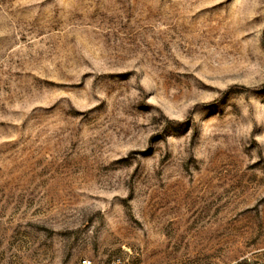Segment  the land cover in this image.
<instances>
[{"label":"rangeland","instance_id":"1","mask_svg":"<svg viewBox=\"0 0 264 264\" xmlns=\"http://www.w3.org/2000/svg\"><path fill=\"white\" fill-rule=\"evenodd\" d=\"M264 264V0H0V264Z\"/></svg>","mask_w":264,"mask_h":264},{"label":"built area","instance_id":"2","mask_svg":"<svg viewBox=\"0 0 264 264\" xmlns=\"http://www.w3.org/2000/svg\"><path fill=\"white\" fill-rule=\"evenodd\" d=\"M80 264H96L93 260L85 259Z\"/></svg>","mask_w":264,"mask_h":264}]
</instances>
